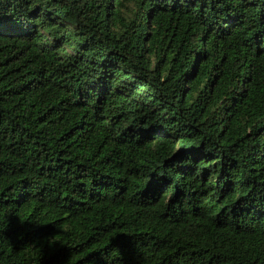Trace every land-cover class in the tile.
I'll return each mask as SVG.
<instances>
[{
  "label": "trees",
  "instance_id": "16d2710c",
  "mask_svg": "<svg viewBox=\"0 0 264 264\" xmlns=\"http://www.w3.org/2000/svg\"><path fill=\"white\" fill-rule=\"evenodd\" d=\"M0 264H264V0H0Z\"/></svg>",
  "mask_w": 264,
  "mask_h": 264
}]
</instances>
